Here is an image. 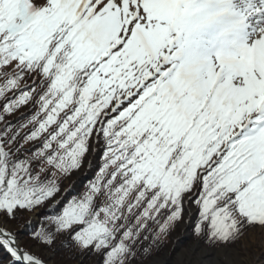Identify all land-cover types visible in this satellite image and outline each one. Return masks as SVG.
Masks as SVG:
<instances>
[{
    "label": "snow or ice",
    "instance_id": "6c2138e0",
    "mask_svg": "<svg viewBox=\"0 0 264 264\" xmlns=\"http://www.w3.org/2000/svg\"><path fill=\"white\" fill-rule=\"evenodd\" d=\"M87 259L264 264V0H0V264Z\"/></svg>",
    "mask_w": 264,
    "mask_h": 264
},
{
    "label": "trees",
    "instance_id": "16d2710c",
    "mask_svg": "<svg viewBox=\"0 0 264 264\" xmlns=\"http://www.w3.org/2000/svg\"><path fill=\"white\" fill-rule=\"evenodd\" d=\"M167 243L170 245L171 243H172V240H171V238L169 239V241H167ZM89 260H91V262H93L94 260L93 259H89ZM87 261H88V259H87ZM89 263V262H88ZM87 263V264H88ZM89 264H92V263H89Z\"/></svg>",
    "mask_w": 264,
    "mask_h": 264
},
{
    "label": "rangeland",
    "instance_id": "374dc122",
    "mask_svg": "<svg viewBox=\"0 0 264 264\" xmlns=\"http://www.w3.org/2000/svg\"><path fill=\"white\" fill-rule=\"evenodd\" d=\"M170 245H171V244H170ZM88 262L94 264V261L91 262V260H89V259H88V261H87V260L85 261V264H87ZM89 263H88V264H89Z\"/></svg>",
    "mask_w": 264,
    "mask_h": 264
}]
</instances>
